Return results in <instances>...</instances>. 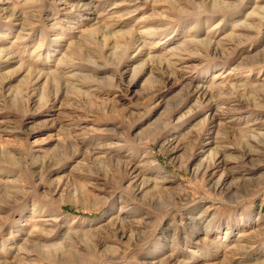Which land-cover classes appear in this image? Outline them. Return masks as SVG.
Instances as JSON below:
<instances>
[{"label":"rangeland","instance_id":"rangeland-1","mask_svg":"<svg viewBox=\"0 0 264 264\" xmlns=\"http://www.w3.org/2000/svg\"><path fill=\"white\" fill-rule=\"evenodd\" d=\"M260 261L264 0H0V264Z\"/></svg>","mask_w":264,"mask_h":264},{"label":"bare ground","instance_id":"bare-ground-1","mask_svg":"<svg viewBox=\"0 0 264 264\" xmlns=\"http://www.w3.org/2000/svg\"><path fill=\"white\" fill-rule=\"evenodd\" d=\"M105 29V28H104ZM94 31L95 30H93V29H90V28H88V29H86V30H80L79 31V37H91V36H94ZM106 37V36H105ZM136 71V70H135ZM49 76V75H48ZM11 82V81H10ZM7 84H9V83H7ZM207 152H208V155L206 156V160H208V162H207V164L204 166V165H202L201 164V166H200V171H202V174L204 175V174H207V173H214V172H216L217 171V169L219 168V166H218V163L216 164V162L214 161V160H216V159H213V158H210V157H208L210 154H212L213 153V151H214V149H207L206 150ZM221 159V158H220ZM221 179H222V176H221ZM218 187V186H217ZM50 221V220H49ZM239 237H241V236H239ZM238 237V238H239ZM238 246H240L239 245V243H238ZM240 247H242V246H240ZM217 248H219V247H217ZM261 262V264H262V261H260Z\"/></svg>","mask_w":264,"mask_h":264}]
</instances>
